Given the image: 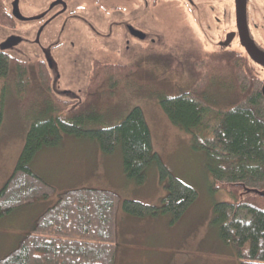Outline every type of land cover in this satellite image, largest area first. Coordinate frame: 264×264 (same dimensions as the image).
<instances>
[{
	"label": "trees",
	"instance_id": "trees-1",
	"mask_svg": "<svg viewBox=\"0 0 264 264\" xmlns=\"http://www.w3.org/2000/svg\"><path fill=\"white\" fill-rule=\"evenodd\" d=\"M2 54L1 79L17 71L21 74L18 78L28 82L25 79L37 73L38 88L47 85L48 91L43 90L42 118L31 124L17 165L0 190V218L54 195V188L35 175L30 165L38 152L57 147L62 136L68 135L93 139L105 155L119 147L124 176L137 185L144 184L149 168H155L167 193L161 206L125 200L122 209L132 217L167 216L172 224L179 221L197 194L176 179L153 152L151 133L140 108H133L119 124L90 128L99 124L94 120L103 109L97 104L100 87L91 86L85 99L70 106L72 101L59 98L49 88L52 76L48 68L27 66ZM229 63V77L222 79L234 83L238 94L229 108L209 96L196 100L193 88L173 97L160 95L159 105L170 123L190 136L193 150L203 153L204 168L212 178L210 190H225L234 198L231 204L213 207L211 225L219 238L234 250L239 264H264V196L254 193L264 191L263 100L252 70L236 65L233 58ZM185 70L187 78L198 84L194 70ZM220 72H208L207 83L225 90ZM119 205L118 195L111 192L81 189L62 193L54 206L35 220L31 234L0 259V264H115Z\"/></svg>",
	"mask_w": 264,
	"mask_h": 264
},
{
	"label": "rangeland",
	"instance_id": "rangeland-1",
	"mask_svg": "<svg viewBox=\"0 0 264 264\" xmlns=\"http://www.w3.org/2000/svg\"><path fill=\"white\" fill-rule=\"evenodd\" d=\"M93 2L95 0H73V6L77 8L74 16L79 15L80 11L87 12L94 8ZM31 10L28 4L19 5L22 17L32 18L33 15L29 13ZM55 26L56 21L44 15L41 21L22 23L18 31L6 34L0 30V45L15 37L22 42L8 50V55L21 61H34L37 55L52 60L50 72L53 80L49 81L50 89L52 92L70 93L59 96L63 99L82 101L87 89L92 86L99 90L100 87L97 104L103 109L94 120L99 124L90 128L114 126L123 121L133 108H140L151 133L153 152L176 179L195 190L197 198L174 224L170 223L167 216L132 217L123 211V201L160 207L167 195L165 184L158 179L155 168H149L144 184L137 185L124 176L121 163L118 167V157L122 161L119 147L115 153L105 155L101 151L97 152V142L93 139L63 135L57 147L42 149L30 165L33 173L54 188V195L49 199L52 201L59 193L76 189L103 190L118 195L120 205L116 213L115 264H239L234 250L222 242L216 228L211 225L213 207L219 203L231 204L234 198L225 190H210L212 178L204 168L203 153L193 150L190 136L170 123L158 99L160 95L173 97L190 93L188 90L193 88L196 100L209 96L216 102H225L224 105L229 108L234 96L238 97L234 90L235 84L219 78L227 84H221L225 90L218 86L212 87V84L210 86L207 83L210 80L208 72L214 71L208 67H201L200 70L192 67L188 69H193L201 79L194 85L177 62L178 53L172 46L177 40L174 36H166L167 40L163 42L165 47L154 49V53L161 56L153 57L150 67L139 66L140 72L130 67L131 62H126L123 55H120L121 61L114 68L58 67L51 55V47L61 41V33L52 36L47 44L44 40L47 34L49 38L48 32ZM88 48H91L89 44ZM104 53L102 48L99 49V54ZM145 55L146 51L142 50L136 57ZM19 75L16 71L13 76L11 73L5 79L0 78V190L17 165L31 124L42 118L46 99L43 90L46 88L48 91L47 85L38 88L37 73L27 77L25 80L28 82L20 80ZM102 77L111 81L101 85ZM201 89L204 91L201 92ZM101 155H104L103 158ZM98 169L102 171L99 175L104 179L91 178ZM45 201L41 200V203H50ZM52 205V202L46 206L39 204L32 211L25 206L1 217L0 254L13 248L20 235H30L32 230L28 227L29 220ZM13 234L15 242L10 243L8 235L11 237Z\"/></svg>",
	"mask_w": 264,
	"mask_h": 264
},
{
	"label": "flooded vegetation",
	"instance_id": "flooded-vegetation-1",
	"mask_svg": "<svg viewBox=\"0 0 264 264\" xmlns=\"http://www.w3.org/2000/svg\"><path fill=\"white\" fill-rule=\"evenodd\" d=\"M93 3L94 8L74 16L77 8L73 0H0V30L6 34L15 32L22 23L41 21L44 15H49L56 26L48 32L49 38L46 35L45 43L61 33V41L51 47L57 66L99 69L116 67L120 55L134 69L150 67L153 57L161 56L154 49L165 47L166 36H174L177 40L172 46L184 74L188 68L209 67L214 73L222 71L219 78H228V65L233 58L236 65L252 70L264 106V0H95ZM20 4L32 7L29 11L32 18L21 16ZM101 48L106 52L103 55L99 54ZM142 50L146 55L137 58ZM7 52L0 53L27 66L48 69L53 66L49 58L37 55L34 61H21ZM196 79L200 82V76ZM101 80L103 85L106 78ZM71 103L70 106L78 104Z\"/></svg>",
	"mask_w": 264,
	"mask_h": 264
},
{
	"label": "crops",
	"instance_id": "crops-1",
	"mask_svg": "<svg viewBox=\"0 0 264 264\" xmlns=\"http://www.w3.org/2000/svg\"><path fill=\"white\" fill-rule=\"evenodd\" d=\"M62 142V141H61ZM60 142V143H61ZM96 148H97V152L99 151L100 152V150H99V148H98V145H96ZM115 153V152H114ZM101 154V153H100ZM121 154V153H120ZM102 156V158H103V156L104 155H101ZM118 159L120 160L119 161V163H118V167L120 168V163L122 164V161H121V158L120 157H118ZM96 171V170H95ZM100 172H102L101 170H97L96 172H94V174L91 176V178H96V179H104V178H101L100 177ZM153 172V171H152ZM35 174V173H34ZM154 174V173H153ZM36 175V174H35ZM96 175V177H94ZM40 179H42L41 177H39ZM45 182V181H44ZM49 185V184H48ZM76 190H81V189H76ZM68 191H73V190H68ZM68 191H66V192H68ZM103 191V190H102ZM63 193H65V192H63ZM113 193V192H112ZM60 194H62V193H59L58 195H60ZM57 195V196H58ZM50 198V197H49ZM49 198H46V199H42V200H46L45 202H50V203H41V200H39V201H37V202H34L32 205H30V206H28L29 207V209L28 210H34L35 208H37L38 206H39V204H44V206H46L47 204L49 205H51V202H52V206L51 207H53L54 206V204L56 203V201H57V198L56 199H53L52 201L49 199ZM49 200V201H48ZM50 207V208H51ZM50 208H48V209H50ZM47 209V210H48ZM46 209L44 210V212L45 211H47ZM44 212H41L40 214H38L39 216L41 215V214H43ZM39 216H37L36 218H32V219H30L29 220V223H28V227H29V229H31L32 230V227H33V224H34V222H35V220L39 217ZM17 237H19V235L17 236ZM16 237V238H17ZM24 237H26V236H23V235H20V239H18L17 240V242L16 243H14V245L15 246H13V248H10L7 252H5V253H3V254H0V259L2 258V257H4V256H6L7 254H9L11 251H13L15 248H16V245H18V243L24 238ZM8 241L10 242V243H13V242H15V234H13L11 237H9V235H8Z\"/></svg>",
	"mask_w": 264,
	"mask_h": 264
},
{
	"label": "water",
	"instance_id": "water-1",
	"mask_svg": "<svg viewBox=\"0 0 264 264\" xmlns=\"http://www.w3.org/2000/svg\"><path fill=\"white\" fill-rule=\"evenodd\" d=\"M20 43V39L18 38H9L7 39L5 42H3L1 45H0V52H5V51H8L10 49H12L14 46L18 45ZM256 53V52H255ZM254 59L259 62V59H256L254 57ZM51 68L52 67H49V70L51 71ZM52 76V75H51ZM54 79H58V77H54ZM52 80H53V77H52ZM54 92V91H53ZM56 96H65V95H70V93H63V91H60V92H54ZM61 98V97H59ZM63 99V98H61ZM66 100V99H64ZM69 101H72V102H75L77 101V103L79 104L81 101L77 100V99H73V100H69ZM250 192V191H247V193ZM256 194H259L260 196H264V191L263 192H254ZM241 197V196H240Z\"/></svg>",
	"mask_w": 264,
	"mask_h": 264
}]
</instances>
